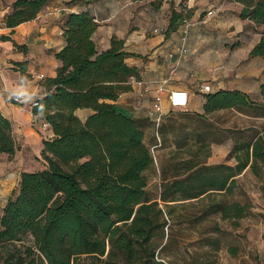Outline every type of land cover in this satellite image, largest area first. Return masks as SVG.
<instances>
[{"label": "trees", "instance_id": "obj_1", "mask_svg": "<svg viewBox=\"0 0 264 264\" xmlns=\"http://www.w3.org/2000/svg\"><path fill=\"white\" fill-rule=\"evenodd\" d=\"M12 1L5 17L8 28L36 19L52 0ZM229 1L243 6L241 18L264 28V0ZM179 7L171 8L169 31L193 17L185 4ZM97 29L86 13L64 19L66 46L55 55L57 75L45 81V93L33 110L50 124L54 136L43 141L44 169L21 174L16 195L0 215L1 264H165L157 252L166 238L165 217L174 218L171 203L196 200L204 216L241 219L248 207L222 198L234 193L236 177L247 168L264 178V134L232 148L234 166L209 165V144L216 139H209L200 121L198 135L181 134L175 141L174 158L183 150L189 157L173 158L162 169L160 192L151 196L147 188L155 172L153 148L162 123L158 130L154 125L153 147L146 140L149 123L121 114L110 103L130 91L141 72L126 63L123 41L113 38L110 48L100 51L93 38ZM250 56L264 59V30ZM205 99L202 117L255 107L248 94L236 89ZM79 110L92 115L83 121L76 116ZM16 150L13 125L0 112V157L12 158ZM27 236V243L17 245Z\"/></svg>", "mask_w": 264, "mask_h": 264}, {"label": "crops", "instance_id": "obj_2", "mask_svg": "<svg viewBox=\"0 0 264 264\" xmlns=\"http://www.w3.org/2000/svg\"><path fill=\"white\" fill-rule=\"evenodd\" d=\"M12 2L0 0V112L13 125L17 150L12 159L5 154L0 157V176L3 175L2 184L6 188L0 190V196L17 191L22 173L44 169L43 141L54 134L51 127L43 126V118L33 113L30 102L35 96L43 95L45 81L57 75L60 62L55 55L66 46L63 25L71 13H86L98 23L93 38L100 51L109 49L113 38L123 41V51L128 54L126 63L140 70L141 79H133L131 90L110 103L121 114L149 123L145 134L146 140L153 141V147L155 130L149 113L159 87L166 89L160 143L153 148L160 159L163 153L176 149L179 135L200 133L198 125L207 118L202 117L206 95L241 87V77L246 72L257 78L263 75L264 59L251 57L250 53L262 38L258 28H264L241 18L243 6L236 2L52 0L36 19L8 28L5 17L11 12ZM180 4L187 5L193 17L169 31L171 8L179 11ZM210 11L212 15L208 16ZM245 28L252 29L248 39L243 34ZM238 41L242 42L241 46ZM222 51L227 53L223 55ZM244 57L250 60L249 68L237 69V63ZM256 85L261 89L264 83L253 81L247 87ZM206 86L210 87L208 92L203 90ZM175 90L188 93L186 108H171L167 94ZM16 97H21L24 104H15ZM90 115V110L76 112L83 121Z\"/></svg>", "mask_w": 264, "mask_h": 264}, {"label": "rangeland", "instance_id": "obj_3", "mask_svg": "<svg viewBox=\"0 0 264 264\" xmlns=\"http://www.w3.org/2000/svg\"><path fill=\"white\" fill-rule=\"evenodd\" d=\"M263 30L258 28L257 33H262ZM251 31V28H245L243 34L247 39L251 37ZM241 43L238 41V46ZM225 53L227 52L222 51L223 55ZM249 64L250 60L244 57L237 63L236 68H249ZM241 80V87L236 90L248 94L255 102V107L222 110L207 117L204 131L210 134L209 139H216L209 144L211 156L206 159L209 165L234 166L236 159L229 156L232 148L237 143L249 142L254 136L264 134V101L261 98V89L258 85L247 87L253 81L264 83V74L257 78L246 72ZM182 125L178 128L179 131L182 130ZM199 130L201 132V126ZM175 150L163 153L161 159L155 152V172L149 175L147 188L151 196L160 192L162 169L168 168L177 159L189 157L186 150H183L179 157L176 155L174 158ZM200 159H204V152ZM3 178V175L0 176L1 191L6 190L2 184ZM236 179L234 193L222 199L228 204L239 203L247 206L245 216L241 219H223L218 213L207 217L201 212L202 203L196 200L171 203L174 207V218L165 217L168 228L165 231L166 238L157 252L158 261L165 264H264V178L254 175L247 168ZM16 193L17 191H13L9 195L0 196V212L6 200L13 198ZM214 197L221 199L218 194ZM30 239V236L24 237L17 245L27 243Z\"/></svg>", "mask_w": 264, "mask_h": 264}, {"label": "built area", "instance_id": "obj_4", "mask_svg": "<svg viewBox=\"0 0 264 264\" xmlns=\"http://www.w3.org/2000/svg\"><path fill=\"white\" fill-rule=\"evenodd\" d=\"M210 15H212V11L208 12V16H210ZM40 78L44 79V75H40ZM166 83L167 82H165L164 84H166ZM203 90L205 92H208L210 90V87L206 86V87H204ZM165 92H166V89L164 88V86L161 85V87H159V89H158V94H157V97L155 99L154 107L149 113V117L154 122V125H155L157 130L160 127L162 120H163L162 100H163V97L165 95ZM42 97H43V95H37L31 100L30 108L32 110H34L36 107L39 106V101ZM167 98H168L169 104L173 110L184 109L188 106V103H189V95L186 91H180V90L170 91L167 94ZM13 102L15 104H24L23 99L21 97L14 98ZM43 126L44 127H50V124L47 123L43 119ZM156 137L158 139V142L160 143V138H159L158 133H156Z\"/></svg>", "mask_w": 264, "mask_h": 264}]
</instances>
